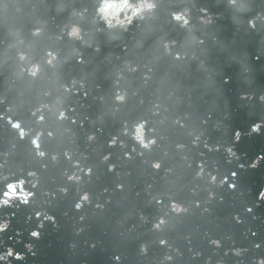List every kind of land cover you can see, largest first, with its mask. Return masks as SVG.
<instances>
[{"label": "water", "instance_id": "95a60500", "mask_svg": "<svg viewBox=\"0 0 264 264\" xmlns=\"http://www.w3.org/2000/svg\"><path fill=\"white\" fill-rule=\"evenodd\" d=\"M0 264H264V0H0Z\"/></svg>", "mask_w": 264, "mask_h": 264}]
</instances>
